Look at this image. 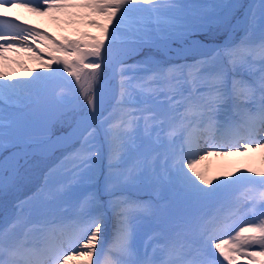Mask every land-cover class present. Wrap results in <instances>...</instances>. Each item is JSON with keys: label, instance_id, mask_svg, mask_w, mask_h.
Listing matches in <instances>:
<instances>
[{"label": "snow or ice", "instance_id": "snow-or-ice-1", "mask_svg": "<svg viewBox=\"0 0 264 264\" xmlns=\"http://www.w3.org/2000/svg\"><path fill=\"white\" fill-rule=\"evenodd\" d=\"M240 7L0 0L2 166L36 142L79 143L0 228V264H264V168L227 163L264 153V0L231 24L238 42L191 39ZM144 228L152 253L134 244Z\"/></svg>", "mask_w": 264, "mask_h": 264}, {"label": "rangeland", "instance_id": "rangeland-1", "mask_svg": "<svg viewBox=\"0 0 264 264\" xmlns=\"http://www.w3.org/2000/svg\"><path fill=\"white\" fill-rule=\"evenodd\" d=\"M179 2L187 3V4H238V5H243L244 0H179ZM259 2H260V0H255V2L253 4H259ZM241 9H242V7H240L239 9H229V8L217 9L214 18L224 21V24L220 28H216L215 26H213L210 33L215 32L216 34H221L224 30H226L227 27H229L230 24H233L234 21L237 18H239V17H237L232 22L233 18L240 13ZM242 12H243V10L241 11L240 15L242 14ZM26 17L31 19V17L28 16L27 13H26ZM40 26H41V28H47V30L54 35L58 34V29L55 28L56 27L55 25H52L50 23L42 21V22H40ZM205 35H208V34H203V33L198 34L197 37L202 39V37H204ZM153 54L157 60H162V61L166 60L158 54H155V53H153ZM25 62L28 64V67L33 66L31 63H28L27 61H25ZM68 79L70 80L71 78L69 77ZM58 91H60V87H58V86L54 87L51 90L53 95L55 94V92H58ZM112 103H114V100H112ZM108 111H111V110L108 109ZM20 112H21L20 109H12V108L8 109V112H7L8 119L9 120L14 119L13 114L15 113L18 115ZM104 114L107 115V112H105ZM3 115H4L3 113H0V117H2ZM72 145L67 147L68 149L65 148L66 150L64 149V151L62 150V152L56 153L53 157L45 159L46 160L45 163H40V161L38 159H36L38 157H33L31 159L28 158L27 159L28 161L25 163L26 165L24 164L25 166L21 168V166H23V164H22L20 166L21 169L20 170L18 169L19 171H16V175L11 177V180L9 183H6L7 188L5 189L4 186L0 188V214H1L0 217L3 216L2 218H0V228H3L6 219L10 222L11 219L14 218V214L17 211L16 210V204L19 201L25 200L28 197H31L34 193H36L40 189V187L44 184L45 177L48 175L49 171L51 169L57 168V166L60 165L61 161L64 159V157L68 153L74 151L75 148L79 147L78 142H76V144L74 146H72ZM10 151H11V149H10ZM45 154L48 155V154H52V153H45ZM8 155H9V153L0 152V161L2 159L4 160L5 157ZM37 156L40 157V155H37ZM45 156H41V157H45ZM244 157H241V158H244ZM57 158L59 160H57ZM237 158H239V157H237ZM39 159L41 161H44L41 158H39ZM232 159H233V157L229 158V160H232ZM19 160H20V158L17 159V163ZM54 161H55V163H54ZM255 161H256L255 159H252L250 161L249 160H244L241 162L238 161V163H232L230 161H227V163L238 164L242 167L245 164H248V166L250 165L251 167H253V165H251V163L253 162V164H254ZM50 163L53 165L50 166L49 165ZM103 164H106V159L103 160ZM220 164L216 163L213 166L216 167V169H217V167ZM18 192H19V194L17 196H15ZM23 193H26V195L21 196V195H23ZM20 196H21V199H20ZM110 231H111V229H110ZM151 231L152 230L150 228H144V231H142L134 240L135 246L139 249V251L141 253L144 251H147V252L151 251V249H149V247L151 246L150 243L149 244L145 243L144 245L142 244V241H143L142 237H144V234L146 233V235L150 236ZM148 232H150V233H148ZM105 238H106V236H105ZM241 264H243V262H241Z\"/></svg>", "mask_w": 264, "mask_h": 264}, {"label": "bare ground", "instance_id": "bare-ground-1", "mask_svg": "<svg viewBox=\"0 0 264 264\" xmlns=\"http://www.w3.org/2000/svg\"><path fill=\"white\" fill-rule=\"evenodd\" d=\"M252 1L253 0H246V3H245V7L243 8V12H242V14L239 16V18H237V19H242V17H243V15H244V12H245V8L248 6V5H250L251 3H252ZM15 12H19V14H21L22 16H25L24 15V12L22 11V10H14V14H15ZM236 21V20H235ZM235 21H234V23H235ZM233 23V24H234ZM232 31V30H231ZM233 32V31H232ZM179 43V42H178ZM177 45V44H176ZM171 48L172 49H174L175 48V46H173V43L171 44ZM169 53V52H168ZM21 55H25V54H21ZM110 77H111V71L108 73V75L100 82V84L101 85H105L106 87H108L109 89H111V87H112V85H113V83H114V81H112L111 79H110ZM109 96H111V95H109ZM109 96H107L106 98H108ZM105 101H106V99H105ZM68 131H70V129L68 130ZM53 139H55L54 137H53ZM63 145H65V144H55V143H50V142H44L43 144H40V145H37V146H35L34 148H33V150L31 151V152H27V153H32V154H42V153H45L46 151H48V152H50V150H52V149H55V148H59V147H61V146H63ZM23 156H24V154H23V152H21V154L19 155V156H17L15 159H13L11 162H10V165H9V167L7 168V169H5L3 166H2V162L4 161V160H2L1 162H0V184H1V182H3L4 180H8L9 178H10V174H12L13 173V171H14V166H16V164H17V159L18 158H21V159H23ZM252 159H255L256 161L254 162V164H253V162L251 163V165H253V167L255 168L256 167V169H261V168H264V153H259V152H257V153H249L247 156H245L244 158H241V157H239V158H237V157H233V159L232 160H229L228 159V161H230V162H232V163H238V161L239 162H241V161H244V160H252ZM209 163L211 164V166H212V168H213V170H216V167H214L213 165L214 164H220V163H225L224 161H221L219 158H215V157H213V158H210V161H209ZM244 166H248V164H245ZM250 166V165H249ZM9 183V182H8ZM110 229H111V227H109V230H108V233L106 234V241H108L109 239H110V237H109V234H110Z\"/></svg>", "mask_w": 264, "mask_h": 264}]
</instances>
